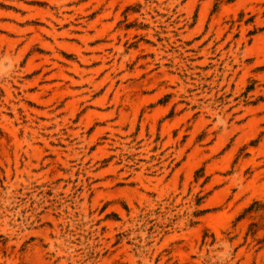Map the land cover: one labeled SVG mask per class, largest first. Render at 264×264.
Returning a JSON list of instances; mask_svg holds the SVG:
<instances>
[{
  "label": "rangeland",
  "instance_id": "rangeland-1",
  "mask_svg": "<svg viewBox=\"0 0 264 264\" xmlns=\"http://www.w3.org/2000/svg\"><path fill=\"white\" fill-rule=\"evenodd\" d=\"M0 264H264V0H0Z\"/></svg>",
  "mask_w": 264,
  "mask_h": 264
}]
</instances>
